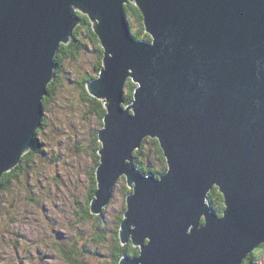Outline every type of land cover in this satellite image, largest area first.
<instances>
[{
	"label": "water",
	"instance_id": "95a60500",
	"mask_svg": "<svg viewBox=\"0 0 264 264\" xmlns=\"http://www.w3.org/2000/svg\"><path fill=\"white\" fill-rule=\"evenodd\" d=\"M128 1L150 40L130 31ZM79 13L103 49L86 83L105 108L89 207L108 205L121 177L130 189L117 236L138 253L118 264H241L264 244V0H0V176L33 145ZM146 137L166 160L158 177L136 166Z\"/></svg>",
	"mask_w": 264,
	"mask_h": 264
},
{
	"label": "rangeland",
	"instance_id": "374dc122",
	"mask_svg": "<svg viewBox=\"0 0 264 264\" xmlns=\"http://www.w3.org/2000/svg\"><path fill=\"white\" fill-rule=\"evenodd\" d=\"M132 23L134 28H139L134 19ZM90 48L73 69L92 71L93 63L100 57L92 45ZM55 62L54 58L56 65ZM101 68L102 62L98 75ZM62 76V85L44 109L46 123L41 125L38 133L36 131L32 142L36 143L39 156L49 158L51 163L46 168L38 165L40 162L32 165L34 170L38 165L40 172L36 173L24 166L19 182L11 181L12 186L8 189H0V264H70L61 258L55 246L58 243L81 252L79 259L83 264H107L111 261L109 254L117 247L115 230L118 231V224L115 219L125 207V177L118 180L112 199L108 205H105L106 200L100 213L95 214L90 208V219L77 222L75 199L81 201L88 195L89 172L95 166L96 154V147L91 149L90 145L93 136L96 140L98 138L96 132L103 127V117L100 119L90 110L86 111L88 105L81 101L80 90L72 82L78 75L63 73ZM97 100L104 106L102 99ZM92 197L96 199L95 194ZM86 201L88 203V199ZM101 213L103 218L112 221L99 222L95 215ZM96 222L101 228L95 226ZM261 245L245 256L249 264H264ZM95 252L97 255L91 254Z\"/></svg>",
	"mask_w": 264,
	"mask_h": 264
},
{
	"label": "trees",
	"instance_id": "16d2710c",
	"mask_svg": "<svg viewBox=\"0 0 264 264\" xmlns=\"http://www.w3.org/2000/svg\"><path fill=\"white\" fill-rule=\"evenodd\" d=\"M131 3V4H130ZM138 7L133 2H126L124 4V13L127 18V24L129 29L131 30L134 37L137 39H144V40H150V36L148 33L144 31L143 24H142V14ZM80 22L76 26V28L73 30L72 36L68 43L60 44L59 50L57 52V55L55 57V77L52 82H50L47 85V92L48 94L43 99V106L46 108L47 103L49 100H51L57 93L59 85H62L63 82V73L66 74H73L75 73L78 75V78L76 80L73 79V83L75 86L80 90V97L81 101L85 102L88 107L86 111L90 110V112L94 113V115L101 119V117L104 115L105 108L102 106V103L100 100H97L87 94L86 90H83V87L85 88L86 81H90L91 79L95 78L98 75L99 68L101 67L102 62V55H103V49L101 46H99V40L94 34V31L91 27V23L89 18L86 15H83L80 13ZM135 20L138 23L139 28H134L132 20ZM141 37V38H140ZM90 45H92L93 49L96 51L97 57H100L95 63H93L92 71H82L79 72L75 69H73V66L78 62L79 58L82 56V54H86L90 48ZM77 54V55H76ZM98 62V63H97ZM97 63V66H95ZM92 77V78H91ZM71 80V79H70ZM124 93L123 96L126 98L125 104L129 103L133 98V89L135 88V84L127 79V82L125 84ZM132 97V98H131ZM87 101V102H86ZM46 119H45V113L43 115L42 119V125H45ZM41 130L38 129V131ZM37 131V133H38ZM149 138V139H148ZM93 136V143L90 145V148H95L97 150V146L100 145L99 142H97ZM35 146L36 143H35ZM78 149L81 147L78 146ZM37 149V147H36ZM34 146L24 153L21 157V160L18 165H16L14 168H12L9 172H5L0 177V189H8L10 186H12L11 181L19 182V178L21 176L20 172L24 169V166H29L30 168L28 170L40 172L38 170V165H42L44 168H46L48 163H51V160L47 157H40L39 154L34 151ZM42 156V154L40 153ZM135 156V162L136 166L139 168V170L144 173L148 174L151 173V175L159 176L166 170V160L164 158V154L162 149L160 148V145L158 144V141L154 138L146 137L143 139L142 143L140 144V147L134 151ZM48 159V161H46ZM94 160H95V166L97 164L98 155L94 154ZM40 162V164L37 165V167L34 168L31 167L34 164H37ZM160 163V164H158ZM95 166L92 168L91 172H89V192L87 197H85L84 200L79 201L78 199H75V204L77 206V210L74 211L78 217L79 221L77 222H87L91 214L89 213L90 207L88 210L89 201L93 196V191L96 188V182H95V175H94V169ZM165 167V168H164ZM43 168V170H44ZM125 194L130 191L128 187L125 189ZM217 187H213V190L209 193V203L212 207H214L217 212L222 213L221 210L224 207L223 204V197L222 194L217 191ZM115 191V189H114ZM219 192V193H218ZM88 199V203L87 200ZM112 199V198H111ZM105 208V207H104ZM103 208V209H104ZM124 210V209H123ZM122 210V211H123ZM105 211V210H104ZM117 215L115 221L117 224H119L121 219V212ZM95 215V214H94ZM221 215V214H220ZM95 217L99 220V222H105V221H112V219H107L106 217L103 218L102 213L100 215H95ZM99 222L95 223V226H101L98 224ZM118 227V225H117ZM62 234L60 233V236ZM115 241L117 242V247L113 250L111 254H109L111 261L107 264H118V260L123 255L128 256H134L138 253L137 247L132 246L131 243H126L124 245L120 244L117 239V229L115 230ZM58 245V246H57ZM55 244L56 249L59 251V254L61 258L66 262L70 264H83L84 262L81 261L79 258L82 256V253H77L72 249V246H65L63 243ZM264 250V244L261 245V253ZM260 253V254H261ZM97 255V252L91 253ZM259 256L257 257V259ZM245 261L242 262V264H249L248 259H244ZM255 263V261L253 262ZM85 264H89L88 262Z\"/></svg>",
	"mask_w": 264,
	"mask_h": 264
},
{
	"label": "bare ground",
	"instance_id": "6f19581e",
	"mask_svg": "<svg viewBox=\"0 0 264 264\" xmlns=\"http://www.w3.org/2000/svg\"><path fill=\"white\" fill-rule=\"evenodd\" d=\"M131 4V3H130ZM138 9V8H137ZM79 15H80V13H79ZM81 17V16H80ZM77 26V25H76ZM76 26H75V28H76ZM95 34V33H94ZM141 38V37H140ZM77 55V54H76ZM55 58V57H54ZM103 59V58H102ZM98 63V62H97ZM97 63H96V65L95 66H97ZM102 69V68H101ZM92 78V77H91ZM130 80V79H129ZM86 83H88L87 81H86ZM86 83H85V90L88 92V90H87V88H86ZM126 87V86H125ZM124 87V88H125ZM90 96H92L93 98H95V96H93L92 94H90V93H88ZM132 98V97H131ZM123 101L124 102H126V98L123 96ZM105 112V111H104ZM41 125L42 124H40V127H41ZM102 127V126H101ZM38 131V130H37ZM97 133V132H96ZM149 139V138H148ZM34 145V151H37V149L35 148V143L33 144ZM161 148V147H160ZM26 152L27 151H25L24 153L26 154ZM165 158V157H164ZM158 164H160V163H158ZM164 165H166V164H164ZM165 168V167H164ZM6 172H9V170H7ZM161 175V174H160ZM1 177V176H0ZM218 191V190H217ZM210 193V192H209ZM219 193V192H218ZM208 197H209V195H208ZM208 201H209V198H208ZM210 204V203H209ZM224 204V203H223ZM211 206V205H210ZM212 207V206H211ZM213 209H214V207H212ZM216 209V208H215ZM217 211V210H216ZM221 214V213H220ZM133 246V245H132ZM252 252V251H251Z\"/></svg>",
	"mask_w": 264,
	"mask_h": 264
}]
</instances>
